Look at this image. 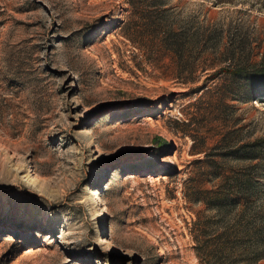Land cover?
<instances>
[{
    "label": "rangeland",
    "instance_id": "obj_1",
    "mask_svg": "<svg viewBox=\"0 0 264 264\" xmlns=\"http://www.w3.org/2000/svg\"><path fill=\"white\" fill-rule=\"evenodd\" d=\"M165 7L0 0V264H202L220 186L264 228V81L224 71L261 65L264 0ZM166 22L194 44L166 53Z\"/></svg>",
    "mask_w": 264,
    "mask_h": 264
},
{
    "label": "trees",
    "instance_id": "obj_2",
    "mask_svg": "<svg viewBox=\"0 0 264 264\" xmlns=\"http://www.w3.org/2000/svg\"><path fill=\"white\" fill-rule=\"evenodd\" d=\"M127 2L130 8L135 13L142 14L144 19H151L152 15H157V18L161 19V23L165 22L161 15L170 10V8L165 7L166 0H127ZM164 24L165 29L154 30L153 35L157 39L159 38L160 47L166 53L178 55L187 46L194 44L193 38H189L185 33L172 28L167 22ZM224 71L233 78L244 79L256 84L262 83L264 81V58L260 66L251 69L244 66L227 67ZM199 87V91L205 88L203 84ZM258 92V90H253L251 95L256 96L259 94ZM238 150L235 149L234 152ZM246 157L254 158L250 155ZM253 193V188L250 186H220L212 191L208 200L205 198L208 208L215 210L217 215L224 219L227 218L228 221L223 225L222 232L215 236V239H211L206 230H202L201 238H197L198 253L202 264H253L264 258V228H260L255 235H251L250 227H248V216L251 217L249 211L251 205L254 204ZM240 206H243L240 212L235 213ZM202 227L206 229V223H203ZM251 238L258 240L259 244L263 242V245L258 247L260 251L257 254H255L256 249L251 253L248 247L245 248V239ZM214 240H216L215 243ZM214 244L216 245L215 250H213Z\"/></svg>",
    "mask_w": 264,
    "mask_h": 264
}]
</instances>
